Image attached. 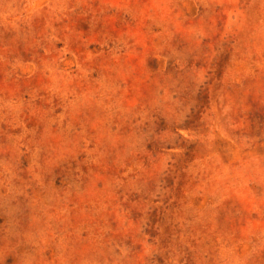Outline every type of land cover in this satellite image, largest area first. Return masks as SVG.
Instances as JSON below:
<instances>
[{
	"label": "rangeland",
	"instance_id": "rangeland-1",
	"mask_svg": "<svg viewBox=\"0 0 264 264\" xmlns=\"http://www.w3.org/2000/svg\"><path fill=\"white\" fill-rule=\"evenodd\" d=\"M0 264H264V0H0Z\"/></svg>",
	"mask_w": 264,
	"mask_h": 264
}]
</instances>
